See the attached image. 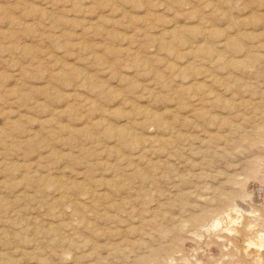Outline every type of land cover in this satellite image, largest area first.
Instances as JSON below:
<instances>
[{
	"label": "rangeland",
	"instance_id": "374dc122",
	"mask_svg": "<svg viewBox=\"0 0 264 264\" xmlns=\"http://www.w3.org/2000/svg\"><path fill=\"white\" fill-rule=\"evenodd\" d=\"M261 237L264 0H0V264H264Z\"/></svg>",
	"mask_w": 264,
	"mask_h": 264
},
{
	"label": "bare ground",
	"instance_id": "6f19581e",
	"mask_svg": "<svg viewBox=\"0 0 264 264\" xmlns=\"http://www.w3.org/2000/svg\"><path fill=\"white\" fill-rule=\"evenodd\" d=\"M235 210H236V209H235ZM228 215H229V214H228ZM231 215H233V214H231ZM226 216H227V215H226ZM232 218H233V217L230 216V215L226 218V220H227V224L230 223V222L233 220ZM233 221H234V220H233ZM221 224H222V223H221ZM224 224H225V223H224ZM213 225H214V227L217 229V227H218L220 224H219L218 221H215V223H214ZM222 227L225 228V230L228 229L227 227H224V226H222ZM221 230H222V229H221ZM262 238L264 239V237H261V239H262ZM263 239H262V240H263ZM263 241H264V240H263ZM263 241H262V242H263ZM260 245H261V243H260ZM261 246L264 247V244L261 245ZM258 261H259V260H258Z\"/></svg>",
	"mask_w": 264,
	"mask_h": 264
},
{
	"label": "clouds",
	"instance_id": "9594fccd",
	"mask_svg": "<svg viewBox=\"0 0 264 264\" xmlns=\"http://www.w3.org/2000/svg\"><path fill=\"white\" fill-rule=\"evenodd\" d=\"M169 264H175L174 259L169 261Z\"/></svg>",
	"mask_w": 264,
	"mask_h": 264
}]
</instances>
